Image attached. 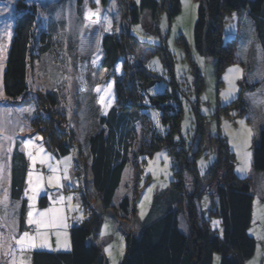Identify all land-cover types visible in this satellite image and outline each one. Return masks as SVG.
I'll return each instance as SVG.
<instances>
[{
	"label": "rangeland",
	"instance_id": "rangeland-1",
	"mask_svg": "<svg viewBox=\"0 0 264 264\" xmlns=\"http://www.w3.org/2000/svg\"><path fill=\"white\" fill-rule=\"evenodd\" d=\"M16 1L0 0V45L3 46L0 52V90H2L0 122H5L16 137L12 144L10 159L5 161V178L0 182V198L5 199L6 202V207L0 205V217H4L7 213V220L0 224V235H8L13 219L16 221L17 239L24 231L36 234V225H28L26 222L29 211V202L25 196V190L28 188V173L31 170L33 178L38 174H42L45 178L52 174L47 163L41 165L37 160L35 165L32 164L27 156L28 150L23 149L22 141L31 139L34 147L42 145L45 153L51 157L49 162L59 167L61 176H63L65 158H71L68 165V179L61 180L63 187H49L45 182L33 209L34 212H43L52 207L63 208L67 227L47 230L41 228L39 230L41 233L45 231L48 233V247L27 250L23 254L27 257L25 264H31V256L35 252L65 254L70 251L69 229L87 219L83 205L85 195L91 210L102 218L97 241L108 264H120L122 261L126 251V235L138 232L152 221L153 216L160 217L171 205L172 208L177 209L174 189V184L177 182L174 169L176 165L164 149L145 157L140 153L138 146L133 147L111 210L103 211L93 188L89 171L90 141L101 132V119H106L110 112L117 108L115 83L121 80L125 73L123 69L125 57L122 55H119L111 71L102 68L101 40L104 36L114 35L117 38L122 36L125 42L126 35L129 34L134 39L129 52L134 60L130 59L129 64L137 63L150 77L152 83L144 92L146 103L144 108L139 109V114L147 116L152 127L164 133L166 128L160 120L161 111L151 105L150 99L165 93L174 94L176 101H169L164 106H171L172 109L173 104H177L181 110L179 134L175 142L188 148L194 140L200 120L202 123L200 153L195 163L198 175L200 177L206 175L216 163L221 139L229 153L233 155L235 176L241 180H251L253 195L258 199L261 191H264V175L253 171L252 159L258 134L264 130V104L258 103L264 100V51L247 11L232 12L224 18L222 40L235 41L236 60L223 72L217 74L214 59L199 54L193 46V30L198 11L196 0H180V13L170 20L166 9L157 11L154 19L149 11H143L136 24H132L128 9L130 4L139 8L141 0H108L106 6H103L100 0L99 3L97 0H26L27 4L35 8L39 30L49 34L53 44L46 54L34 60L32 67H28L27 83L30 94L26 99L30 100V103L25 101L26 99L14 103L3 95L2 75L17 18ZM89 10L94 13L99 11V14L87 16ZM109 20L110 31H104ZM6 25H11L8 29L10 35L5 32ZM97 44H99V52ZM97 56L99 58L93 63V59ZM153 61L158 63L153 64ZM230 68H239L242 75L234 80L236 91L233 96L225 100L221 94L229 90L225 76ZM134 69L132 72L136 74V68ZM109 84H111L108 90L110 96L105 93ZM98 85L99 92L95 90ZM252 85H255L253 90L247 89ZM46 94L55 97L58 102L56 111L62 115L66 126L74 134L73 148L65 156H57L55 152L50 151L43 135L32 127V122L37 117L34 102L37 98L38 101H42V97ZM101 95L105 96L106 103L110 99V105L106 109L99 102ZM238 99L241 104L234 106L233 103ZM254 100L257 103H254ZM40 110L43 118L48 119V116H51L50 120H61L60 117L49 114L50 109L47 106H43ZM131 118L133 117L127 116L123 120H131ZM240 121L244 122L246 128L251 129L250 137L246 133L241 134ZM131 127L139 131V122H133ZM21 128L23 131H20ZM37 137L40 139H36ZM245 139H247L246 149L243 148ZM244 151L251 154L250 165L247 171L241 172L238 169L244 166ZM158 154L161 155L158 157ZM77 164L84 173V175L80 174V177L75 174ZM19 166H23L24 172L23 196L20 201H11L9 196L11 172ZM60 196L65 197L62 204L58 203ZM67 197H72L71 201H68ZM123 198H129L134 205L135 215L132 222L121 223L115 216ZM43 199L44 205L41 204ZM22 201L25 202L26 208L23 216L24 228L20 230ZM209 201L202 195L201 208L205 218L209 220L211 229L219 232V223L214 225L218 219L209 214ZM180 218L181 229H184L182 215ZM30 228H33L32 232ZM57 231L60 233L59 243H57ZM12 247L17 246L13 243ZM15 255L20 257L21 253L17 251ZM252 258L244 264H263V261H255V257ZM216 263L220 264L218 254L213 256L212 264ZM0 264H12V256L6 254L4 250H0Z\"/></svg>",
	"mask_w": 264,
	"mask_h": 264
},
{
	"label": "trees",
	"instance_id": "trees-1",
	"mask_svg": "<svg viewBox=\"0 0 264 264\" xmlns=\"http://www.w3.org/2000/svg\"><path fill=\"white\" fill-rule=\"evenodd\" d=\"M28 1V0H27ZM103 6L108 0H100ZM197 21L193 30V46L196 52L214 59L217 74H220L236 60L235 41L223 42L222 28L224 18L232 12H245L253 22L255 33L264 51V0H198ZM167 10L169 20L180 13V0H141L139 8L130 4L128 14L132 24L138 23L140 13L149 11L154 19L157 11ZM17 18L13 37L6 56L2 75L3 95L16 103L29 95L27 70L34 60L46 54L53 44L49 34L39 30V20L33 6L26 0L16 1ZM122 36H104L101 40L103 53L102 68L111 71L119 55L125 57L124 77L115 83L117 108L106 119H101L102 130L90 141L91 164L89 166L93 188L101 202L103 211L112 209L113 199L119 188L123 171L131 150L136 145L143 156H151L164 149L175 163L174 184L176 208L168 207L160 216H153L148 225L134 234L126 235V251L120 264H212L214 254L220 256V264H244L256 252V241L248 234L253 207V183L249 179H238L234 174V158L223 140H219L218 159L209 172L200 177L195 163L200 153L202 141V123H198L196 135L190 146L176 143L179 134L181 110L177 104L164 106L176 101L174 94L165 93L150 99L151 105L160 110V120L166 128L164 133L152 127L150 119L139 114L144 108V92L151 82L145 71L135 64L131 47L134 39L127 34ZM132 44V45H131ZM134 65V66H133ZM136 68L134 74L133 68ZM255 85L247 87L253 90ZM143 98V101L140 99ZM36 104V118L32 127L40 132L47 148L57 156L71 152L75 142L74 134L66 126L65 120L56 111L57 100L46 94ZM29 101L30 100H25ZM241 104L238 99L234 104ZM26 104V103H25ZM50 109L49 114L61 120L42 117L41 106ZM173 110V112H172ZM131 116V120H123ZM137 120H134V119ZM47 119V120H46ZM139 122V131L131 127ZM22 165H24L21 159ZM23 166L12 170L10 180L11 201L22 200L24 188ZM252 169L264 175V130L258 134L257 144L253 147ZM221 173L220 182L211 195L206 186ZM75 174L84 173L77 164ZM202 195L210 201L209 214L219 221V232L213 231L209 220L201 208ZM264 196V191H263ZM87 196H83V205L87 219L69 229L70 251L68 253L35 252L31 264H108L100 247L95 244L102 218L91 210ZM45 204L44 199L41 202ZM25 202L20 209L19 229L23 230ZM115 216L121 223L132 222L135 215L133 203L123 198ZM181 213V214H180ZM183 217L184 229H181ZM31 229V228H30Z\"/></svg>",
	"mask_w": 264,
	"mask_h": 264
},
{
	"label": "snow or ice",
	"instance_id": "snow-or-ice-1",
	"mask_svg": "<svg viewBox=\"0 0 264 264\" xmlns=\"http://www.w3.org/2000/svg\"><path fill=\"white\" fill-rule=\"evenodd\" d=\"M97 3H99V0H97ZM99 11L97 12H89L86 14L87 16H93L98 15ZM43 15V13H41ZM11 28V25L5 26V32L10 35L11 33L8 31V29ZM111 28V21H108V26L104 29V31H110ZM138 30V29H137ZM136 31V30H134ZM3 46L0 45V52H2ZM97 51L99 52V44H97ZM99 57H95L93 59V63L96 62V59ZM158 63L157 61H153V64ZM242 75L241 70L239 68H230L228 70V74L225 76V80L229 83V90L225 93H222L221 95L224 97L225 100L231 98L236 91L234 80L238 79ZM111 88V84L107 86L105 89V93L110 96V93L108 90ZM97 92L100 91V86L98 85L95 89ZM0 95H2V90H0ZM99 102L102 103L105 107V109L110 105V99L106 103L105 102V96L101 95L99 98ZM254 103H257V101L254 100ZM258 103L264 104V100L258 101ZM155 115V114H154ZM242 126V135L247 134V136L250 137L251 135V129L246 128L244 126V122H239ZM20 131H23V128L20 129ZM16 137L15 133L11 131L7 126L5 122H0V182L3 181L5 178V171H6V160L10 159V154L12 152V144L14 143ZM36 139H40V137H37ZM7 143V147H5V144ZM23 149H27V156L29 160L32 162L33 165L37 163V160H39V163L41 165H44L47 163V166L52 173L51 175L47 176L46 178L42 174H38L33 178V173L30 170L28 173V188L25 190V196L27 197V200L29 202L28 208L29 211L27 212V224L28 225H36L37 232L35 235L30 234L29 231H24L22 235L19 236V238H16L15 234V228H16V221L13 219L11 221V227L9 230V233L7 236L0 235V250H4L6 254L12 256V264H25V261L27 259L26 256L23 254L29 250L34 249L36 247H48V233L45 231L41 233L39 230L41 228L43 229H59V228H66L67 224L65 221L64 216V209L60 207H52L49 209L44 210L43 212H34V202L36 201L37 197L39 196L43 185L45 182L49 187H56L61 188L63 187L61 180H67L68 179V165L69 161L71 160L70 157L65 158L64 161V168H63V176H61L60 169L58 166H53L49 161L51 160V157L45 153L43 146L34 147L33 141L31 139L22 141ZM243 148H247V139L243 141ZM43 154V155H41ZM238 151V155H239ZM161 154H158V157ZM243 164L244 166L239 168L238 171L244 172L247 171L248 166L250 165V157L251 154L247 151H244L243 154ZM165 160H167V157H164ZM203 167V161L201 162ZM151 191V189H149ZM72 197H67L68 201H71ZM65 201V197L60 196L58 203H63ZM0 205H5L6 202L5 199L0 198ZM78 207V206H77ZM142 207V205H141ZM15 215V211L13 212V216ZM143 215V213H141ZM7 220V213L4 217H0V224L2 222ZM218 221L214 222L215 224H218ZM57 236V243H59V237L60 233L59 231L56 232ZM15 243L17 246L16 248H13L12 245ZM19 251L21 253L20 257H17L15 253ZM107 251V250H106Z\"/></svg>",
	"mask_w": 264,
	"mask_h": 264
},
{
	"label": "crops",
	"instance_id": "crops-1",
	"mask_svg": "<svg viewBox=\"0 0 264 264\" xmlns=\"http://www.w3.org/2000/svg\"><path fill=\"white\" fill-rule=\"evenodd\" d=\"M261 192L262 193L258 196V199L255 198V196L253 198L252 217L251 224L248 229V234L255 239L257 244L256 252L253 256L255 257V261L261 260L264 264V196L263 191ZM95 244L100 246L97 239L95 241ZM64 248H66V246Z\"/></svg>",
	"mask_w": 264,
	"mask_h": 264
},
{
	"label": "built area",
	"instance_id": "built-area-1",
	"mask_svg": "<svg viewBox=\"0 0 264 264\" xmlns=\"http://www.w3.org/2000/svg\"><path fill=\"white\" fill-rule=\"evenodd\" d=\"M133 70H135L134 68H133ZM140 101H143V98L142 99H140ZM219 176H218V178H215L212 182H209L208 184H207V186L205 187L206 189V193H208V194H212V193H215V190H216V188H217V186H218V184H219V182H220V179H221V173H219L218 174ZM31 232L33 231V228H31V229H29Z\"/></svg>",
	"mask_w": 264,
	"mask_h": 264
},
{
	"label": "water",
	"instance_id": "water-1",
	"mask_svg": "<svg viewBox=\"0 0 264 264\" xmlns=\"http://www.w3.org/2000/svg\"><path fill=\"white\" fill-rule=\"evenodd\" d=\"M151 85H152V83H149V84H148V86H147V89H148V88H150V87H151Z\"/></svg>",
	"mask_w": 264,
	"mask_h": 264
},
{
	"label": "bare ground",
	"instance_id": "bare-ground-1",
	"mask_svg": "<svg viewBox=\"0 0 264 264\" xmlns=\"http://www.w3.org/2000/svg\"><path fill=\"white\" fill-rule=\"evenodd\" d=\"M134 62V61H133Z\"/></svg>",
	"mask_w": 264,
	"mask_h": 264
}]
</instances>
